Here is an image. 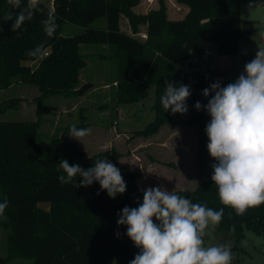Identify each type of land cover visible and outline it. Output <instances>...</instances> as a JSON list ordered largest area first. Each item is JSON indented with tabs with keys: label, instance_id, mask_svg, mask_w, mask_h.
I'll list each match as a JSON object with an SVG mask.
<instances>
[{
	"label": "trees",
	"instance_id": "1",
	"mask_svg": "<svg viewBox=\"0 0 264 264\" xmlns=\"http://www.w3.org/2000/svg\"><path fill=\"white\" fill-rule=\"evenodd\" d=\"M242 1L176 0L189 9L180 25H175L168 16L166 0H158V7L146 13L134 10L141 0H53V6L37 0L32 9H28L30 0H21L19 8L8 0H0V90L16 83L32 84L39 90L34 99L40 103L51 95L83 94L79 89L80 72L87 63V55L81 52V44H107L109 53L100 57L114 62L118 104L144 100L149 96V86L155 85L154 119L136 133L149 136L172 123L196 125L205 132L203 142L207 148L209 138L205 129L211 117L206 110H197L195 104L200 101L206 105L209 100L192 91L189 116L177 120L178 112L166 111L161 97L166 91V81L182 84L186 81L179 64L190 57L193 49L202 56L207 44L214 43L219 54L239 52L240 39L251 31L242 26ZM26 9L33 12L32 18L13 31L16 15ZM50 12L57 25L51 36L43 24ZM9 14L12 20L5 19ZM122 16L129 19L131 34L122 29ZM66 23L78 25L82 30L64 35ZM141 25L147 28L145 38L135 34ZM176 44L182 49L173 58L168 53ZM45 51L48 55H44ZM195 76L197 88H208L217 81L209 74ZM21 100L19 97L0 101V114L16 107ZM80 120L43 145L39 118H0V202L5 197L9 200L4 215L0 216V227L9 230V255H0V264H129L140 251L128 237L127 225L117 223L125 206L136 208L143 202V189L137 184L140 173L122 170L121 153L115 148L88 155L67 141L65 134L73 125L84 129L90 125L85 114L81 113ZM201 147L198 146L197 187L174 192L217 211L224 208L223 219L216 227L221 232H232L233 249L241 250L240 240L246 228L264 235V203L249 207L243 215L222 204L218 186L212 180L216 160L212 158L208 167L202 154L210 153L202 152ZM62 158L85 169L98 159L108 158L121 170L127 185L125 193L112 198L98 181L78 188L72 183L62 184L58 179L66 175L59 165ZM204 172L207 178H203ZM82 179L79 175L74 178L77 183ZM12 255L23 259L11 260ZM231 264L240 262L235 259Z\"/></svg>",
	"mask_w": 264,
	"mask_h": 264
},
{
	"label": "rangeland",
	"instance_id": "2",
	"mask_svg": "<svg viewBox=\"0 0 264 264\" xmlns=\"http://www.w3.org/2000/svg\"><path fill=\"white\" fill-rule=\"evenodd\" d=\"M53 6V0H44ZM168 15L175 25H180L185 16L186 9L176 0H166ZM158 0H141L134 8L138 13H146L158 7ZM242 26L251 30L239 41L240 47L253 52L248 54L238 53L222 55L217 52L214 43H208L206 48L209 54L199 55L196 49L191 51L188 67L187 60H182V70L188 68V75L223 73L220 78L221 86L227 82H235L245 71L247 62L253 60L259 48H264V1L243 0L241 2ZM174 25V26H175ZM121 27L127 33H132L129 19L121 17ZM82 28L72 23L63 26L62 34L73 35ZM146 25H141L135 34L145 38ZM182 46L176 44L168 53L173 58L180 53ZM81 52L86 54L87 63L80 72V86L90 83V88L85 87L83 94L65 96L51 95L42 103L34 98L39 94L35 85L16 83L9 88L0 90V101L12 98H22L16 107L0 114L3 120H35L40 119V143L45 145L50 138L72 123H79L81 113L85 114L90 124V134L81 141L65 134V139L78 145L88 155L115 148L121 153L119 159L122 170H131L140 173L137 184L142 188L161 187L169 192L175 190H194L199 181L198 171V146L202 152H208L203 142L205 132L196 125L165 124L156 134L149 136L138 135L136 132L144 128L154 119L152 108L155 101V85L149 86V96L137 103L118 104L115 96V66L114 62L100 57L108 54V45L81 44ZM199 60V61H198ZM198 61V62H197ZM192 62V63H191ZM180 82H174L175 87ZM210 99V96H208ZM191 102L187 99V113H179L175 119H184L189 116ZM164 126V125H163ZM206 165L212 163L210 154H202ZM207 178V173H203ZM42 204H47L42 202ZM205 246L230 245L234 262L238 259L240 264H264V235H260L246 228L244 237L240 240L241 250L233 249L235 236L232 232H221L216 225H209L205 230ZM9 230L0 227V255L8 256ZM11 260L23 259L19 255H12Z\"/></svg>",
	"mask_w": 264,
	"mask_h": 264
},
{
	"label": "clouds",
	"instance_id": "3",
	"mask_svg": "<svg viewBox=\"0 0 264 264\" xmlns=\"http://www.w3.org/2000/svg\"><path fill=\"white\" fill-rule=\"evenodd\" d=\"M8 2L16 8L21 5V0ZM36 5L37 0H30L28 9ZM28 9L16 15L13 31L32 18L33 12ZM5 19L13 17L9 14ZM43 24L51 36L57 27L51 12ZM165 86L161 97L165 110L187 113V99L192 95L190 86L175 87L168 81ZM203 95L211 97L208 103L202 105L197 101L195 107L206 110L211 117L205 131L208 151L216 160L212 180L218 186L222 204L243 215L249 207L264 203V48H259L255 58L246 63L244 73L235 82L222 87L217 80L203 90ZM68 134L81 141L90 134V129L73 125ZM59 165L66 173L58 177L62 184L72 183L78 188L98 181L112 198L126 191L121 170L108 158L96 160L87 169L63 158ZM77 175L83 178L79 183L74 180ZM142 191L143 202L136 208L125 206L117 221L119 225H127L128 237L140 249L129 264H231L230 245L206 247L204 243L205 230L222 221L224 208L217 211L161 187ZM8 205L5 197L0 202V216Z\"/></svg>",
	"mask_w": 264,
	"mask_h": 264
},
{
	"label": "built area",
	"instance_id": "4",
	"mask_svg": "<svg viewBox=\"0 0 264 264\" xmlns=\"http://www.w3.org/2000/svg\"><path fill=\"white\" fill-rule=\"evenodd\" d=\"M210 53V50H206L204 55ZM44 55H48V51L44 52ZM203 55V56H204ZM185 65L188 67V63H185ZM184 73L186 74V81L183 83L184 85H188L190 86V91L201 95L203 98L208 99V97H206L205 95H203V90L205 88H197L196 85L198 84V79L195 75H188V71L187 69L183 70ZM209 100V99H208Z\"/></svg>",
	"mask_w": 264,
	"mask_h": 264
},
{
	"label": "water",
	"instance_id": "5",
	"mask_svg": "<svg viewBox=\"0 0 264 264\" xmlns=\"http://www.w3.org/2000/svg\"><path fill=\"white\" fill-rule=\"evenodd\" d=\"M239 51L241 52V54H248V53H251L253 52L252 50H247V49H244L243 47H240ZM222 74L219 73V72H216L214 75H213V78L216 79V80H219L221 78ZM87 87L86 85L83 86V88ZM81 88V89H83ZM80 91H83L81 90Z\"/></svg>",
	"mask_w": 264,
	"mask_h": 264
},
{
	"label": "crops",
	"instance_id": "6",
	"mask_svg": "<svg viewBox=\"0 0 264 264\" xmlns=\"http://www.w3.org/2000/svg\"><path fill=\"white\" fill-rule=\"evenodd\" d=\"M179 4V3H178ZM167 5H168V3H167ZM180 5H182V4H180ZM184 7H185V9H186V6L185 5H183ZM189 9V8H188ZM188 10L186 9V12H187ZM186 14V13H185ZM169 16V15H168ZM170 18V17H169ZM207 50H209V49H207ZM209 54V53H208ZM199 61V60H198ZM197 61V62H198ZM185 63H189V61L187 60ZM192 63V62H191ZM189 65V64H188ZM187 71H188V68H187ZM222 75H223V73H221ZM220 80V79H219ZM88 88H90V83L89 84H85ZM172 124H175V123H172ZM166 125H164V126H162V127H165ZM162 127H161V129H162Z\"/></svg>",
	"mask_w": 264,
	"mask_h": 264
}]
</instances>
